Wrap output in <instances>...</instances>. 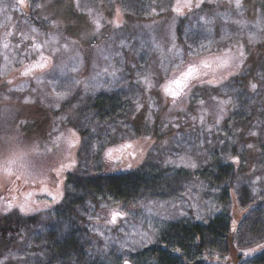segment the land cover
<instances>
[{"label":"rangeland","instance_id":"1","mask_svg":"<svg viewBox=\"0 0 264 264\" xmlns=\"http://www.w3.org/2000/svg\"><path fill=\"white\" fill-rule=\"evenodd\" d=\"M197 2L199 8L178 14L176 0H27L22 9L13 6L17 0H0V8L8 6L0 11V264H160L151 247L164 244L172 221L207 222L213 215L225 188L203 167L224 160L237 169L225 203L234 245L230 253L207 248L184 261L264 264L255 256L264 249V0H240L239 8L236 0H192ZM8 31L13 35L4 49ZM22 33L41 44L50 41L44 48L51 56L48 68L22 75L40 58L36 52L24 55L30 42L21 44ZM189 45L199 55L190 54ZM240 46L246 59L239 69L205 77L237 73L221 85L195 82L175 103L164 95L161 86L180 70L176 65L227 49L236 53ZM52 48L60 51L53 54ZM164 67L171 70L166 74ZM104 68L116 70L115 77L103 74ZM138 73H147L154 86L137 84ZM58 92L68 95L60 98ZM218 100L230 101L223 112ZM124 143L132 148L121 160L105 158L108 148ZM9 163L12 175L3 169ZM145 163L152 172L163 169L162 182L127 199L69 175L127 171ZM22 168L31 175L18 178ZM29 192L35 210L21 212L15 205ZM9 201L14 206L6 210ZM114 209L124 215L111 223ZM29 215L37 216L34 224L19 233L6 230ZM68 236L80 250L56 253ZM174 246L168 245L170 251Z\"/></svg>","mask_w":264,"mask_h":264},{"label":"trees","instance_id":"2","mask_svg":"<svg viewBox=\"0 0 264 264\" xmlns=\"http://www.w3.org/2000/svg\"><path fill=\"white\" fill-rule=\"evenodd\" d=\"M213 164L217 166L218 173H213ZM207 164L203 167V170L211 171L210 174L216 180H221L223 183V190L218 197V204L213 207V215L209 221L205 222L203 220H174L172 221L165 233L163 234V245H158L151 247L153 250V256L160 264H189L185 263L184 258H188L189 255L193 253H203L207 248H217L223 253L231 252L234 245L233 232L231 230V219L229 208L225 206V203L229 201L230 191L233 186L234 177L236 174V168L231 161H222L221 164L217 163ZM146 163L142 166L120 172L112 173H102V174H83L80 172H71L69 175L76 176V180L80 181L82 184L85 183L93 190L103 189L105 192L115 195L120 198H131L135 196L141 187L144 189H155L158 184L162 182L159 176H162L163 169L160 167L156 169L159 175H154L157 172H152L151 169L145 168ZM186 170V169H185ZM176 178V177H175ZM172 179L171 182L175 181ZM63 206L64 203L62 204ZM69 208V207H68ZM70 210V208H69ZM71 211V210H70ZM36 215H29L26 218H20L18 222L13 226L10 222L6 230H15L20 232L23 226L30 223L34 224L36 222ZM21 235V234H20ZM16 239V237L10 238V242ZM55 249L56 253H68L69 250L78 251L80 250L79 242L74 237H65L63 240L59 241ZM173 243L175 246V251H170L168 245ZM178 250V252H176ZM184 250L185 253L181 251ZM260 259H264V249L255 254ZM199 261V260H198ZM195 261L194 263H198ZM240 261V259H239ZM201 262V261H200Z\"/></svg>","mask_w":264,"mask_h":264},{"label":"snow or ice","instance_id":"3","mask_svg":"<svg viewBox=\"0 0 264 264\" xmlns=\"http://www.w3.org/2000/svg\"><path fill=\"white\" fill-rule=\"evenodd\" d=\"M26 2H27V0H17V4L13 5V6L18 5L22 9L23 6H25ZM193 6L199 8L200 3L197 2L195 5H193L192 0H176V5L174 6L173 10L175 12H177L178 14H182L183 10L185 8L191 10V8ZM240 6H241L240 0H236V7L239 8ZM7 7L8 6L5 5L4 8H0V11H4ZM34 7H41V5L36 4V5H34ZM5 19L10 20L11 17L6 16ZM94 23H96L97 26H99L98 21H94ZM32 31L35 32V29H33ZM12 35H13V33L11 31L4 33V42L2 44V47L4 49L9 48V43H8L7 38L12 36ZM250 39H251V37H250ZM20 41H21V44H23L25 41L30 42V47L24 53L25 56H28L31 53L36 52V53H39V57H40L39 60H36L35 62L26 65L23 72H22V75L29 76L30 74H32L36 70H44V69L49 67V63L51 61V56H45L44 55V48L50 43V41H45L43 44H41V43L36 42L35 36H28V35L23 34V33L20 35ZM72 43L75 44L76 41H72ZM16 47L19 48L20 45H17ZM63 47H64V49H67L68 44H64ZM206 48H207L206 45L200 46V50H204ZM51 51L53 54H55V53L59 52L60 49L52 48ZM188 51L190 54L199 55V51H197L196 49H193L191 45L188 46ZM78 57H79V53H77L76 58H78ZM6 59H7V57H6ZM105 59H107V57H105ZM245 59H246V57H245V53L243 50V46H240L237 49L236 53H233V51L231 49H227L224 52L220 53L219 55H215V56H211V57H205V58L200 59L198 62H195V61L190 62L182 68L180 67V65H176V67L179 68L180 70L178 72L173 73L172 78L168 79L166 81V83L161 86L162 91H163L165 96H171L173 98V102L175 103V100L177 97H179L181 95H188L189 93H191L193 91V89L196 87L195 82H199L200 85H204V84H207L210 86L221 85L225 80H227L231 76L236 75L237 73L236 72H227V75H221L220 79H205V77L210 75V74L213 76H216L219 73L225 72L229 68L239 69L241 67V65L244 63ZM20 62L23 63V60H21ZM163 70L167 74L171 69L168 67H164ZM61 71L63 73V67H61ZM72 71H74V72L77 71V68H73ZM102 72H103V74H109V75L115 77L116 70L109 73L108 68H104L102 70ZM101 74L102 73L98 72L96 74V77L92 78L93 81L96 80L97 77H99ZM37 80L39 83L40 79L37 78ZM49 83H53V82L49 81ZM80 83L81 82L79 80H73L72 81L73 85H78ZM136 83L137 84L143 83L145 85L146 90L151 89L154 86L151 82V77L147 73H145L143 75H140L138 73V78H137ZM88 87H89V85L86 83L85 89L87 90ZM252 88L255 89L256 85L253 84ZM54 90H55V84H54ZM56 95L60 98H63L66 95H68V93L58 92V93H56ZM212 99L215 100L216 98L213 97ZM229 102L230 101H223V100L217 101V103L220 105V111L221 112H223V110H224L223 106ZM200 103H201V105H203L204 101L201 100ZM141 107H142V105L137 104L136 110L139 111ZM205 112H206V110H205ZM220 119H222V116L217 119V121H216L217 124H219ZM200 120H201V123L203 124L204 113L201 114ZM72 135H75V133H73ZM253 135H255V133H253ZM69 145L72 146L71 141H69ZM129 148H132L131 143H124V144H122L116 148H108L107 151L105 152V158L107 160L119 161L123 158L122 154H123L124 150L129 149ZM128 154L133 155V156L135 155L134 152L128 153ZM181 159H183V157H181ZM186 166H188V165H186ZM190 166L196 167L195 163H192ZM3 169H4L5 173H7L9 175L14 174L13 173V167H12L11 163L4 166ZM16 174H18V178L23 177V176H27V175H31V173H29L26 168L16 170ZM57 174L59 175V173H57ZM257 179H259V178H257ZM25 182H27V181H25ZM41 191L48 192V189L46 187H44L41 189ZM48 195L51 196L52 193L48 192ZM31 196H32L31 192L27 193L25 196L24 202L20 203L18 205H15V206L19 207L21 212L34 211L35 209L30 207L29 203H28V200ZM12 200H15V197H13ZM53 200H55L54 196H53ZM13 206H14L13 203L11 201H9L7 204L6 210H10L11 207H13ZM123 215H124V213L119 212L118 210H115V209L112 210L110 222L115 223L117 218L122 217ZM101 235H102V233H101ZM125 264H128V262L125 261Z\"/></svg>","mask_w":264,"mask_h":264},{"label":"water","instance_id":"4","mask_svg":"<svg viewBox=\"0 0 264 264\" xmlns=\"http://www.w3.org/2000/svg\"><path fill=\"white\" fill-rule=\"evenodd\" d=\"M127 261V260H126ZM128 262V264H131V262L130 261H127Z\"/></svg>","mask_w":264,"mask_h":264}]
</instances>
